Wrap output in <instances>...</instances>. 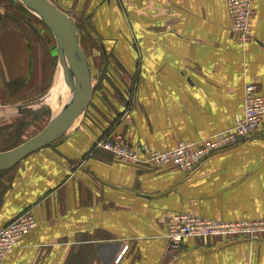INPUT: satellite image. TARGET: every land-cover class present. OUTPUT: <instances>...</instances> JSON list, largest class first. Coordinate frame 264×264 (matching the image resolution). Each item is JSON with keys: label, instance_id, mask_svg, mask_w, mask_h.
Masks as SVG:
<instances>
[{"label": "crops", "instance_id": "0c3cea01", "mask_svg": "<svg viewBox=\"0 0 264 264\" xmlns=\"http://www.w3.org/2000/svg\"><path fill=\"white\" fill-rule=\"evenodd\" d=\"M50 1L74 21L102 91L91 90L63 136L0 171V230L22 214L35 221L3 264H264V239L189 238L176 257L165 238L179 213L264 218V119L258 135L192 172L95 147L119 135L162 152L231 129L244 87L264 96V0H253L245 44L231 31L225 0ZM34 18L0 0V121L26 118L27 133L42 130L65 101L52 98L61 68Z\"/></svg>", "mask_w": 264, "mask_h": 264}, {"label": "built area", "instance_id": "2783aa9c", "mask_svg": "<svg viewBox=\"0 0 264 264\" xmlns=\"http://www.w3.org/2000/svg\"><path fill=\"white\" fill-rule=\"evenodd\" d=\"M230 19L231 31L239 42L245 44L250 39L251 21L254 17L253 0H225ZM243 94V112L237 116L233 127L220 132L210 139L194 143H181L173 150L165 152H149L148 162L156 165L174 164L192 169L209 155L232 147L250 137L259 129L264 117V96L258 95L254 85H246ZM98 146L110 151L115 157L129 162H137L144 147L132 149L119 143L104 142ZM29 214H22L0 230V264L6 254L17 244L21 236L35 226ZM264 231L263 221L222 222L200 216L179 213L172 216L167 225L165 238L167 252L175 254L181 251L182 243L188 238L204 240L208 237L222 236L232 239L235 236L253 237Z\"/></svg>", "mask_w": 264, "mask_h": 264}, {"label": "water", "instance_id": "95a60500", "mask_svg": "<svg viewBox=\"0 0 264 264\" xmlns=\"http://www.w3.org/2000/svg\"><path fill=\"white\" fill-rule=\"evenodd\" d=\"M13 1L35 15L53 35L60 72L69 97L42 130L20 145L1 152L0 171L12 168L28 154L63 136L82 115L92 90L89 62L81 48L74 21L50 0Z\"/></svg>", "mask_w": 264, "mask_h": 264}, {"label": "rangeland", "instance_id": "374dc122", "mask_svg": "<svg viewBox=\"0 0 264 264\" xmlns=\"http://www.w3.org/2000/svg\"><path fill=\"white\" fill-rule=\"evenodd\" d=\"M34 21H35V25L36 27L38 26V28L40 27L43 31L41 32V36H42V39H43V43L49 47V49L51 50L52 53H54V56H56V51H55V40H54V37L53 35L51 34V32L49 31V29L38 19V18H34ZM62 76V74H61ZM102 84H99L98 82H93L92 83V89H93V95L94 93H97L99 91H102ZM48 94V93H47ZM113 107V106H112ZM26 118L24 119H18V118H15L13 119L10 123H4L3 121H0V153L1 151H7V150H10L16 146H18L19 144L23 143L24 140H26V138H28L29 136H34L35 134H37L36 132H26V128L27 126L29 125L28 123H26ZM264 119V118H263ZM28 122V121H27ZM262 124H263V120H262V123L259 127V129H257L256 131H254V133L250 136V137H255L256 135H258L261 130H262ZM6 127V132L4 131V128ZM9 127V128H8ZM29 137V138H31ZM248 137V138H250ZM246 138V139H248ZM245 139V140H246ZM205 140V138H204ZM201 141V140H200ZM244 141V140H243ZM104 142H111V143H119V144H123L124 146H127L128 148H132V149H137L138 147L141 148L143 146H137L136 147H132L131 145H129L128 143H126L124 141V139L119 136V135H115L114 137H108V136H103L101 139H98L95 143V147L96 148H100L98 146L99 143H104ZM198 142V141H196ZM242 142V141H241ZM194 143V142H192ZM181 144V143H179ZM178 144V145H179ZM184 144H189V143H184ZM178 145H176V147H178ZM175 147V148H176ZM175 148H172L171 150L175 149ZM102 149V148H101ZM227 149V148H225ZM225 149H222V150H225ZM104 150V149H103ZM222 150H219V151H222ZM104 151H107V150H104ZM170 151V150H168ZM219 151L215 152V153H218ZM109 153H111L110 151H107ZM151 152H159V151H150ZM162 152H165V151H162ZM213 153V154H215ZM146 155L148 156L149 153L147 152V150L145 149L144 152H141L140 153V159L142 157V155ZM112 156H114L112 153H111ZM212 155V154H211ZM209 155V156H211ZM208 156V157H209ZM115 157V156H114ZM208 157H206L205 159H207ZM118 158V157H117ZM121 159V158H120ZM139 159V160H140ZM204 159V160H205ZM203 160V161H204ZM203 161H201L197 166H195L194 168L192 169H188V168H183V167H179L174 165V164H167L166 166H172L173 168H176L178 170H182V171H185V172H192L194 170H196L202 163ZM138 162V161H137ZM133 163V162H132ZM150 163V162H148ZM153 165H156L154 163H151ZM156 166H163V165H156ZM264 218H261V219H257V220H238V221H250V222H256V221H260L262 220L263 221ZM235 222V221H233ZM35 227V226H34ZM33 227V228H34ZM31 230V229H30ZM29 231V230H28ZM27 231V232H28ZM26 232V233H27ZM25 233V234H26ZM24 234V235H25ZM210 238H213V237H208L204 240H209ZM214 238H223L222 236H219V237H214ZM189 239V238H188ZM225 239V238H223ZM232 239H243V240H248V241H254V240H259V239H264V231L263 232H258L256 234L253 235V237H241V236H235V238H232ZM204 240H201V241H204ZM231 240V239H229ZM167 247V246H166ZM180 251L178 253H175L174 255H176V257L179 255Z\"/></svg>", "mask_w": 264, "mask_h": 264}, {"label": "bare ground", "instance_id": "6f19581e", "mask_svg": "<svg viewBox=\"0 0 264 264\" xmlns=\"http://www.w3.org/2000/svg\"><path fill=\"white\" fill-rule=\"evenodd\" d=\"M58 77L59 78L57 80H55L56 81L55 86H54V89L52 90V98L55 97L56 95H61V96H64V98L66 100V98L69 97L68 88L64 84L61 74ZM76 121L74 122L73 125H75ZM73 125H71V127H73Z\"/></svg>", "mask_w": 264, "mask_h": 264}]
</instances>
